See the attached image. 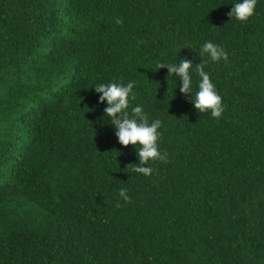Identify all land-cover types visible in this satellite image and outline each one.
Here are the masks:
<instances>
[{"label": "trees", "instance_id": "trees-1", "mask_svg": "<svg viewBox=\"0 0 264 264\" xmlns=\"http://www.w3.org/2000/svg\"><path fill=\"white\" fill-rule=\"evenodd\" d=\"M232 3L0 0V264H264V0ZM205 41L219 118L156 67ZM120 80L162 121L151 176L102 119L93 87Z\"/></svg>", "mask_w": 264, "mask_h": 264}, {"label": "clouds", "instance_id": "clouds-1", "mask_svg": "<svg viewBox=\"0 0 264 264\" xmlns=\"http://www.w3.org/2000/svg\"><path fill=\"white\" fill-rule=\"evenodd\" d=\"M232 8L228 13L230 19L245 22L255 13L257 0H233ZM117 23L121 21L117 20ZM200 59L202 63H193L187 57L179 58L177 62H157L156 67L166 68L168 75L179 79L181 94H185L191 100L194 108L201 115L209 113L214 118L221 117L224 107L222 97L216 89L210 74L205 70L209 61L216 63L221 60H228V53L220 45L212 41H205L200 47ZM204 57H207L205 60ZM193 71L199 77L197 87L193 94ZM136 86L134 80L124 82L111 81L108 83H97L94 90L100 104H106L104 116L108 123L113 126L118 142L127 147L134 146L139 163L132 165V171L136 174L151 176L154 169L149 162H167V153L160 150L159 141L162 137L160 131L162 121L159 118L149 119L148 113L144 110L142 103L132 105L136 100V93L133 91ZM175 88V89H176ZM119 196L124 202L130 197L127 189L121 188ZM119 206V203L117 204Z\"/></svg>", "mask_w": 264, "mask_h": 264}]
</instances>
